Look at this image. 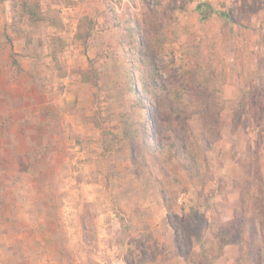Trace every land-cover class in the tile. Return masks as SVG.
<instances>
[{
  "label": "rangeland",
  "instance_id": "1",
  "mask_svg": "<svg viewBox=\"0 0 264 264\" xmlns=\"http://www.w3.org/2000/svg\"><path fill=\"white\" fill-rule=\"evenodd\" d=\"M0 98V264H264V0H0Z\"/></svg>",
  "mask_w": 264,
  "mask_h": 264
},
{
  "label": "trees",
  "instance_id": "2",
  "mask_svg": "<svg viewBox=\"0 0 264 264\" xmlns=\"http://www.w3.org/2000/svg\"><path fill=\"white\" fill-rule=\"evenodd\" d=\"M203 7H205V4H200L199 6H197V11L201 15V17L203 19H205L206 14L203 10ZM133 39H134L135 43L139 41L138 36H134ZM138 54H139V56H138ZM140 54H141V52L139 50L135 52L136 58L139 61H142ZM156 76H157V71L155 72V68H153V67H150L148 69V71H138V79L141 80V83H140L141 88H140V90H137L136 88H134L135 83H133V79H132L133 76L129 75L130 80H131V86H133L130 89L133 92V94L135 95L134 96L135 101H136L135 105L141 106L142 109H143V104H144V101L142 98V93L150 94V92H149L150 88L156 92H161V93L163 92V89H161L162 87L158 85L160 82L157 80ZM164 90H165V95H172V96L176 95V92L174 90L169 91V89H165V88H164ZM168 110L171 111V115H174L176 113V109L175 108L173 109V107H171V106L168 108ZM147 127L148 126L146 124H144L142 127H140V129H139L140 133H142V131H144V135H149V133H148L149 128H147ZM172 127H173L172 124H169V123L164 124V130H163L164 134H162V139L165 140V143L163 145L156 142L154 139L147 137V138H144L142 141L143 145H144L143 148L145 151L150 149L153 151V153H157V154L164 156V158L167 162H168V160L175 159L178 162L180 161V162L185 163V162H187V157L182 158L177 153V150H176L177 142H176V138H173L174 134L172 131H174V128H172ZM129 135H130V137H132V134H129ZM262 259L263 258H261V260ZM262 261L260 262V264H263Z\"/></svg>",
  "mask_w": 264,
  "mask_h": 264
},
{
  "label": "crops",
  "instance_id": "3",
  "mask_svg": "<svg viewBox=\"0 0 264 264\" xmlns=\"http://www.w3.org/2000/svg\"><path fill=\"white\" fill-rule=\"evenodd\" d=\"M17 78V77H16ZM16 78H15V81H16ZM14 87H16V85H13L12 84V86H11V88H14ZM17 87H19V86H17ZM18 89V88H17ZM7 94V93H6ZM7 96H8V94H7ZM6 97V96H5ZM10 97V99H13V100H11V101H13V102H16L17 101V103L16 104H20V107L19 108H17L16 109V112H15V114H16V117L14 118V117H11L10 118V121L12 120V121H19V120H21V119H23L22 121H20V122H24V116H21V115H19L20 113H24V112H20V111H22L23 110V108H24V106H25V101H24V98H18L17 96L16 97H12V96H9ZM1 99V101H2V103H5V104H8V101L4 98H0ZM10 101V102H11ZM1 103V102H0ZM7 119H8V116H5ZM0 120H2V121H4V117H2ZM1 124H2V126L3 127H5L4 125H3V123L1 122ZM1 128V127H0ZM19 129H21V130H23V127L22 126H20L19 125V127H18Z\"/></svg>",
  "mask_w": 264,
  "mask_h": 264
}]
</instances>
